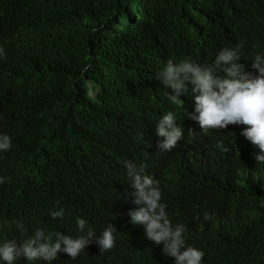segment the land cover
<instances>
[{
	"label": "trees",
	"instance_id": "16d2710c",
	"mask_svg": "<svg viewBox=\"0 0 264 264\" xmlns=\"http://www.w3.org/2000/svg\"><path fill=\"white\" fill-rule=\"evenodd\" d=\"M237 45L238 63L258 75L264 0H0V134L12 144L0 171L14 172L0 184V228L68 233L78 218L97 232L133 228L130 161L174 181V215L217 235L202 264H264V171L250 156L259 150L243 125L203 131L184 114L198 115L192 86L182 107L158 79L169 60L212 65ZM168 112L184 126L177 169L158 162L156 125Z\"/></svg>",
	"mask_w": 264,
	"mask_h": 264
},
{
	"label": "clouds",
	"instance_id": "9594fccd",
	"mask_svg": "<svg viewBox=\"0 0 264 264\" xmlns=\"http://www.w3.org/2000/svg\"><path fill=\"white\" fill-rule=\"evenodd\" d=\"M241 48H224L212 65L190 59L179 63L169 60L158 79L171 90V94L164 93L167 99L182 107L180 96L187 95L188 85L192 86L198 115L184 114L196 120L203 131L245 126L241 135L253 144L252 149L259 150V154L252 151L250 156L264 171V61L257 55L252 63L258 75L246 71L238 63ZM182 127L177 126L173 112L158 121L156 134L163 138L158 151L165 154L159 164L177 169ZM11 146V138L0 134V151H8ZM223 151L229 149L224 147ZM187 159L197 166L194 151L188 152ZM125 167L132 180L127 211L133 228L116 229L110 224L97 232L92 224L78 218L77 226L68 233H47L39 229L35 232L26 221L16 226L8 223L0 228V264H116V259L121 264H202L204 246L217 235L210 227L193 231L174 215L172 207L182 190L174 181L162 184L154 173L137 169L133 162H125ZM13 176V168L6 164L0 171V184ZM50 215L62 219L64 210ZM210 218L205 213L204 219Z\"/></svg>",
	"mask_w": 264,
	"mask_h": 264
}]
</instances>
